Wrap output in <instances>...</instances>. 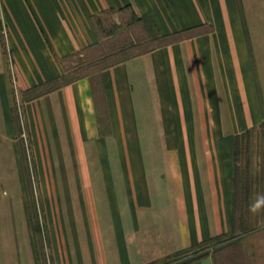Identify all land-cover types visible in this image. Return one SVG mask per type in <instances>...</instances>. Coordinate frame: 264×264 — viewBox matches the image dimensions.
<instances>
[{"label":"crops","instance_id":"obj_1","mask_svg":"<svg viewBox=\"0 0 264 264\" xmlns=\"http://www.w3.org/2000/svg\"><path fill=\"white\" fill-rule=\"evenodd\" d=\"M105 15L161 43L65 80L70 58L115 35L96 27ZM16 104L38 176L75 181L46 192L79 196L48 204L52 264L190 253L231 231L238 136L264 130V0H0V139L12 147ZM3 228L0 264H37L10 256Z\"/></svg>","mask_w":264,"mask_h":264},{"label":"rangeland","instance_id":"obj_2","mask_svg":"<svg viewBox=\"0 0 264 264\" xmlns=\"http://www.w3.org/2000/svg\"><path fill=\"white\" fill-rule=\"evenodd\" d=\"M94 22L104 36L107 37L108 33L114 32V40L106 38V46H123L129 41L126 32L128 29L137 33V39L141 40L139 44L141 48L151 45L146 41L142 28L135 18L131 23L121 27H117L108 15ZM129 25H134V28ZM131 52V50L117 52L106 62L125 57ZM80 58H70L67 66H75ZM76 75V70H71L64 79L68 80ZM12 119L15 145L12 147L0 139V222L8 226L3 229L9 231L10 256L19 253L27 256V253L31 252L36 257L37 264H52V224L50 212L47 210L48 204L70 202L72 198L73 202H78L79 196L49 195L46 188L59 187L65 182L72 183L73 186L75 181L40 178L22 105L14 106ZM257 138L264 140V130L239 135L236 143L235 198L231 231L207 240L190 253L175 259L160 260L154 264H179L206 251L214 252L216 264H264V141L258 143ZM12 154L18 156L17 163L11 161ZM6 157L10 161L5 162ZM7 170L10 173L9 178L4 177ZM14 170L18 172V179L12 175ZM60 213L64 214L63 211ZM77 213L79 215V212ZM199 249L202 252H199Z\"/></svg>","mask_w":264,"mask_h":264},{"label":"trees","instance_id":"obj_3","mask_svg":"<svg viewBox=\"0 0 264 264\" xmlns=\"http://www.w3.org/2000/svg\"><path fill=\"white\" fill-rule=\"evenodd\" d=\"M182 35V33L180 34ZM113 37V40L115 38V35L111 36ZM138 35L136 34L135 37L132 39V37L129 39L128 42H126L123 46H106V42L103 45H98L94 48H88L84 50L83 52L78 53L76 56L81 57L79 61L75 64L73 67H69L68 69L76 70L77 75L75 77H81V76H92L96 78L100 72V70L107 65L125 59L130 56L138 55L143 52V47L141 48L139 44L141 43V40H138ZM146 41L150 42L151 45H149L146 48L155 47L156 45H159L161 42L157 39H150L148 37H145ZM124 50H131L132 52L128 54L125 57L114 59L113 61L106 62L107 59L114 56L115 53L121 52ZM212 239V238H211ZM206 242V241H205ZM205 242L200 244L199 247H201ZM201 249V248H200ZM198 250L199 252H202V250ZM203 254V253H202ZM202 254L195 256L193 258L199 257ZM192 258V259H193Z\"/></svg>","mask_w":264,"mask_h":264}]
</instances>
